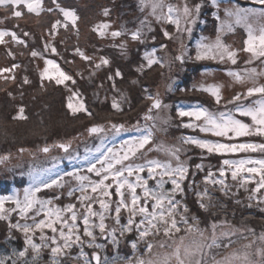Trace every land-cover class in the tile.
Listing matches in <instances>:
<instances>
[{"label": "snow or ice", "instance_id": "snow-or-ice-1", "mask_svg": "<svg viewBox=\"0 0 264 264\" xmlns=\"http://www.w3.org/2000/svg\"><path fill=\"white\" fill-rule=\"evenodd\" d=\"M204 0H177L174 4L170 0H139L142 12L147 13L144 19L134 30L116 29L108 22H100L93 27V31L102 39L111 37L122 52L127 49V40L140 44H147L151 36L153 42L156 36L152 35L153 21L162 25L161 32L166 40H175L186 34H191L193 26L199 19ZM52 7H44L43 0H0V8L10 11V18H22L27 13H57V18L46 29L48 36L54 37L59 27L65 30L71 26L78 31L80 17L69 7L62 6L59 0H51ZM211 5L219 9L218 0H210ZM264 6V0H256ZM226 21H221L217 27L214 41L205 42L202 38L195 46V56L189 54L187 46L181 40L180 52L171 61L165 62L163 57L157 55L155 47L145 50L135 71L141 75L159 65L161 68L171 67L173 62L184 64L186 60L195 61L212 60L220 64L237 65L240 53L247 54L242 70L227 69L226 74L236 84L246 86L242 92H236L231 99L222 94L220 83L202 82L193 85L191 89L180 91H198L207 93L217 106L211 109L199 102L188 107H177L176 116L179 118L178 126L190 129L197 133L182 135L178 143L163 145L156 144V134L166 133L172 122L170 114L165 111L170 105L164 103L159 93H152L144 89V99L148 102L146 111L131 127L124 123H115L110 117L105 124L92 123L85 132L89 138H99L102 143L94 149H85V154L73 155V140H61L52 144H45L38 151L51 155L52 151L62 152L71 162H78L70 171L57 168L54 163L50 168H41L32 175V184L24 189L23 198L16 193L0 196V221H5L9 230V238L14 239L13 231L23 235V247L13 248L11 255L0 257V264H39L44 249L50 252V264H64L65 258L70 256L71 250L79 248V252L71 259L77 264H117V258L103 259L97 250H102L106 244L99 243L104 240L114 247L119 245L121 239L128 234L135 233L136 239L129 241L135 250L139 242L145 244V253L148 259L135 257L127 260V264H264V232L255 240L249 241L241 249L232 248L226 251L219 259L213 255L214 250H228L233 244L232 236L235 231L227 222L219 226L213 222L211 232L202 230L198 226L195 216L189 222V208L184 202L187 189L197 187L195 177L205 172V165L190 164L191 157L182 158L190 149H199L201 161L206 156H219V167H208L203 176V191H196L197 203L205 211L211 208V194L208 185L218 188L224 195L231 193V188L237 191L243 189L248 193L249 201L255 200L257 205L264 204V23H255L257 17L264 21V7L259 11L240 7L225 8ZM103 15L109 16L110 9H103ZM217 20L220 17L214 12ZM151 17L152 19H150ZM3 21H0L2 23ZM243 24L247 36L243 40L242 48H234L225 43V32H231L236 25ZM174 31H169L168 27ZM14 27H19L15 25ZM31 33L25 31L22 36L17 31L0 28V45L15 43L28 47ZM10 37V40L6 39ZM42 48H33L30 55L33 59H42L44 67L39 75L41 86L45 82L63 86L70 95L67 97L66 107L75 116L85 114L94 117L83 93L77 87L76 76L84 78L83 72L70 74L65 71L55 59L48 58L46 54L59 55L52 40L41 36ZM159 48L166 50L167 45L160 43ZM9 55H13L9 50ZM74 55L90 65L87 69L88 78L95 77L99 70L109 67L111 61L106 56H100L94 62L78 46L74 48ZM71 63V61H65ZM258 63L260 67L252 66ZM18 65L11 68H0V74L12 73ZM123 78L119 68L110 72L106 81L110 83L111 90L116 93L111 100V110L114 116L125 112L123 105L127 97L117 88V79ZM4 79H15L14 75L4 76ZM138 81L133 80L136 84ZM24 83L30 81L24 78ZM101 81L99 88L104 87ZM169 91L173 87L169 85ZM11 95V93H9ZM131 105L129 104V109ZM23 108L19 109L17 119H25ZM141 120L144 122L141 124ZM122 133H129L128 139L121 141L120 147L108 145L109 137H117ZM24 152L25 149H19ZM163 152V158H149V153ZM8 157L0 156V162ZM57 161L58 158L53 156ZM82 163L83 167L79 164ZM229 178L231 184L229 183ZM170 185V187H166ZM67 188L66 196L69 202L59 204L64 199L63 191L54 194L48 199H41L37 193L42 189ZM237 204L241 201H236ZM251 206V205H249ZM264 211V209H261ZM126 214V217H125ZM15 217V222L13 221ZM181 225H185L184 229ZM184 231L179 242L168 239ZM255 236L254 229H246ZM166 239L153 243L156 237ZM243 235V233H241ZM227 241V242H225ZM259 241V246H256ZM93 249L91 254L85 251ZM154 248L170 249L153 253Z\"/></svg>", "mask_w": 264, "mask_h": 264}, {"label": "rangeland", "instance_id": "rangeland-1", "mask_svg": "<svg viewBox=\"0 0 264 264\" xmlns=\"http://www.w3.org/2000/svg\"><path fill=\"white\" fill-rule=\"evenodd\" d=\"M59 2L62 6H69L77 12L80 17L78 31L72 29L71 26L67 30L61 26L57 29L54 37L48 36L46 29H49L51 23L57 18L62 19L57 13L49 14L44 11L37 15L35 13L29 14L26 9H21L24 12L22 18H10V11L6 9L0 13V21H3L0 23V28L17 31L21 36L25 31L31 33V36L27 38L28 47L15 43L0 45V68H11L13 64L18 65L12 73L0 74V130L5 128L9 132L10 129L14 136H17L21 132H28L26 141L21 147L19 145L13 149L7 147L11 151H6L5 149L7 148L0 147V156L8 157L6 160L0 162V181L11 179V174L14 173L24 176L27 180L23 187L15 188L10 195L16 193L20 198H23L24 189L32 184V175L36 170L50 168L55 163L58 169L70 171L77 165L78 162H70L62 152L54 150L51 155H46L38 151L45 144L76 138L73 141V155L79 154L82 157L85 154L86 148L94 149L102 143L99 138L92 139L87 136L85 129L90 124H105L112 117L115 123H124L129 127L135 125L137 119L146 111L148 105V102L144 99L145 88L154 94L159 93L164 103L171 106L170 109L165 111L166 115L170 114L172 117V122L169 124L167 132L156 134V144L166 146L178 143V138L182 135L197 134L190 129H183L178 126L180 121L173 109L175 99L178 102L177 107L190 106L181 105L184 97L192 98L196 102L211 109L217 107L215 103L212 105L209 104V98H211L209 95L205 96L202 92L198 91H180L178 90L179 88L191 89L193 85H199L202 82L220 83L223 85V96L226 99H231L236 92H242L246 86H250L236 84L226 74V70L229 68L242 70L245 67L244 61L248 59V56L243 52L240 53L237 65H231L230 63L220 64L212 60L195 61L191 59L186 60L184 64L173 62L170 68L167 66L161 68L159 65H156L151 70H148V74L146 75H140L135 71V68L142 63L141 57L144 51L151 50L153 46H156L157 54L163 57L165 62L171 61L180 52L181 40L187 46L189 54L194 57L195 46L198 41L202 38L205 39V42L209 43L215 40L217 27L220 26L221 21H226L225 8L238 6L240 8L259 11L264 6L256 3V0H218L220 5L219 9L214 8L210 0H204L199 19L193 26V31L190 35L185 33L175 40H166L160 30L162 25L153 21L152 27L154 31L152 35L156 36V41L153 42L151 36L148 37L147 44L127 40V49L123 52L114 45L119 44L120 39H127L126 37L118 38L116 41H113L111 37L102 39L92 29L94 25L100 22H108L111 24L112 30L122 28L134 30L139 25L140 20L144 19L147 15V13L141 11L139 0H59ZM170 2L175 4L177 0H170ZM195 2H201V0H195ZM43 4L45 8L53 6L51 0H43ZM105 8L110 9V15L107 17L103 15V9ZM214 12L220 17V20H217L213 16ZM149 18L152 19L151 17ZM254 22L257 24L264 23L259 17ZM15 25H19V27H14ZM168 30L174 31V28L169 26ZM41 36L52 40L59 53V55L46 54L48 58L55 59L70 74L77 72L84 73L83 79L76 76L77 87L84 94L89 108L94 113V117H88L84 114L82 118L81 116L71 118L66 108L67 97L70 93L63 86H56L54 83L45 82V85L43 87L41 86L39 72L44 67V62L39 58L33 59L30 55L33 48L43 47ZM246 36V28L243 24H240L236 25L233 31L225 32L223 39L228 45L239 49L242 48L243 40ZM6 39L10 40V37H6ZM160 43L166 44L167 49L161 50L159 48ZM77 46L89 56H93L94 62L100 56L108 57L111 61L110 66L99 70L95 77L89 79L87 69L90 68V65L84 63L79 56L74 55V48ZM9 50L12 51L13 55L8 54ZM65 61H71V63H65ZM252 66L260 67L258 63ZM117 68L123 73V78H118L116 81L117 88L125 94L127 102L123 105L125 112L122 115L114 116L110 105L116 93L111 90V85L106 81V77L110 72L114 73ZM11 75H14L15 79H8L7 81L4 79V76ZM25 77L28 78L30 83H24ZM133 80H137L138 82L133 84ZM101 81H105L103 88L98 87ZM169 85L174 90H177V97H174L176 95L173 92L174 90H168ZM211 100L213 99L211 98ZM129 104L131 105L130 109ZM18 107L23 108L25 114L23 116L26 117L25 119L14 118L18 115ZM5 114H8L7 116L10 119L4 120ZM143 123L141 120V124ZM35 125H39L38 131L33 130L32 127ZM43 128H52V131L55 132L51 134V131ZM128 136L129 133H122L117 137H109L108 145L119 148L121 141L128 139ZM2 141L0 140V142ZM21 148L25 149V151L20 152L19 149ZM53 156L57 157L58 160L54 161L52 159ZM163 157V152L153 151L149 153V158ZM188 157L192 158L190 163H194V160L198 161L200 159V151L198 150L196 152L194 148L190 149L182 158L187 159ZM201 162L205 165V171H207L208 167L220 163V157L215 155L208 156ZM79 166L83 167L82 163ZM20 168L21 170H19ZM166 187H170V185H166ZM61 191L65 193V196L59 203L62 204L63 202L71 201L66 196L67 188L56 189L55 192L53 189H42L37 195L41 199H48ZM225 221L218 216L212 219L211 215V218L205 222L206 224L199 226V228L210 233L213 222L217 223L218 230H220L219 226L223 225ZM228 226H231L235 231V235L232 236V240L235 243L228 250H214L213 255L217 259L226 251H231L232 248L241 249L245 244L255 240L262 233L260 231L255 232V236H253L250 232L246 231V229L250 228L247 223L245 225L227 222L225 228ZM183 227L185 228L186 226ZM186 235L183 231V233L176 234L171 239H168L167 242L168 244H171L173 240L179 242L180 238ZM135 239L136 234L130 233L126 238L121 239V242L116 247H125L126 250L131 249L135 252L129 243V241ZM165 239V237L159 236L154 238L152 242L155 244ZM143 244V242H139L136 249L139 251V247H142ZM256 246H259V241H257ZM92 251H90V254ZM141 251L142 256L136 257L148 259L145 253V247ZM163 251H170V249H153L154 254ZM43 255L48 257L45 253ZM64 262L66 261L64 260ZM72 263L76 264L74 261H68V264ZM44 264L50 263L45 262ZM209 264H211V259Z\"/></svg>", "mask_w": 264, "mask_h": 264}, {"label": "trees", "instance_id": "trees-1", "mask_svg": "<svg viewBox=\"0 0 264 264\" xmlns=\"http://www.w3.org/2000/svg\"><path fill=\"white\" fill-rule=\"evenodd\" d=\"M4 11H5L4 8H0V13H2ZM240 31L243 32L242 30H240ZM153 47L156 48V46H153ZM146 74H148V70H146L144 72V75H146ZM190 86H192V85H190ZM178 90H180V88ZM173 92L176 93V95L174 97H177V94H178L177 90H174ZM203 95L206 96L208 94L203 93ZM179 100H180V98H179ZM209 100H210L209 104L212 105L215 103L213 100H211V98H209ZM191 101H192V103H191ZM181 103H182L181 105H192L193 103H196V100H193L192 98L184 97L183 100L181 101ZM177 104H178L177 99H175V101L173 103V109L175 111V114H176ZM19 109H21V108L18 107L17 113H19ZM67 112L71 118H73V117L75 118V117H79V116H81V118H82V116L84 115V114H77V115L73 116L69 112L68 109H67ZM7 115L8 114H5L4 115L5 117L3 116L4 120L10 119ZM23 115H25L24 112H23ZM1 124H3V123H1ZM32 128H33V130L38 131L39 125H35ZM43 129H48L49 131H51V134L55 132V131H52V128H43ZM12 134L13 133H11L10 129H9V132L5 128L0 130V140H3L2 142H0V147H2V148L9 147L11 149L18 147V145H19V147H21V145H23L25 143L26 138L28 136L27 131H25L24 133L21 132L17 136H14ZM52 137H53V135H52ZM11 149L7 148L5 150L11 151ZM194 150L196 152H198L199 149L194 148ZM207 157L208 156H206V158ZM221 159L222 158L220 157V160ZM198 161L201 162V158L198 159ZM198 161L194 160V163H190V164L194 165L195 163H199ZM24 164H26V163H24ZM219 165H220V163L218 165L212 166L211 168L215 169V168L219 167ZM19 170H21V168ZM205 174H206V171L203 173L201 172V173L197 174L194 178L190 177V179H195V181L197 182V187H195L194 189H187V185H185L186 195L184 197V202L187 204V206L189 208L188 216H189V222L190 223H192L191 217L195 216L197 218V221H198V226H204L206 224L205 222L208 221L212 215V219H214V218H216V216H218L222 220L224 219L227 222H230L232 224H245L246 225V223H247L251 229L255 230L256 233L259 231L264 232V211H261V209H264V204L257 205V202L255 200L249 201L247 199L248 193L242 189L237 191V189L235 187H232L231 193L229 195H224L223 193H221L219 191L218 188H212L211 185H208V188H209L210 194H211V202H212L213 206L211 208H209V210H207V211H205L204 209H201L199 207V204L197 203L198 198H197L195 193H196V191H203L204 190L205 185L202 183V179H203V176ZM26 182H27V180L24 176H22L20 174H16V173L11 174V179L0 181V196L10 195V193L15 188L18 189L20 187H23L26 184ZM229 183H231L230 178H229ZM243 191H244V193H243ZM242 194H244L243 197H241ZM236 201H241V203L237 204ZM69 202H74V201H66V202H63L61 205L69 203ZM249 205H251V206H249ZM13 221L15 222V217H13ZM183 226H185V225H181L182 229H184ZM180 233H183V231H181ZM177 234H179V233H177ZM12 235L15 237L14 239L9 238V230L7 227V223L5 221H0V257L9 256V255H11V251L13 248L19 249V248H22L24 246L23 245L24 237L21 233L13 231ZM98 242L106 244V247L104 249L97 250L100 252L101 258L103 259L105 256H107L110 261L113 260L114 258H117V264H127V260L133 259L136 256H142L140 252H142L141 249H144V247H145V244H143L142 247H139V251H138V249H135V252H133L131 249L126 250L125 247H123V248L116 247V246L114 247L113 245L108 244L104 240H99ZM233 243H235V241H233ZM91 250H93V249L87 248V246H85V251L88 252L89 255H90ZM78 252H79V248L72 249L70 256L68 258H65L66 262H64V264H68V261L70 262V260L76 262V264H77V261L71 259V257L76 256L78 254ZM43 253H45L48 257L44 256ZM50 260H51V258H50L49 250L44 249L42 254H41L39 264H44L45 262L50 263ZM80 264H82V262H80Z\"/></svg>", "mask_w": 264, "mask_h": 264}, {"label": "water", "instance_id": "water-1", "mask_svg": "<svg viewBox=\"0 0 264 264\" xmlns=\"http://www.w3.org/2000/svg\"><path fill=\"white\" fill-rule=\"evenodd\" d=\"M95 264V262H93Z\"/></svg>", "mask_w": 264, "mask_h": 264}]
</instances>
